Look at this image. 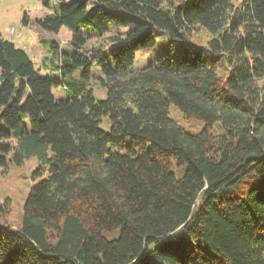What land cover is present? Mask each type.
Returning a JSON list of instances; mask_svg holds the SVG:
<instances>
[{
	"label": "trees",
	"instance_id": "1",
	"mask_svg": "<svg viewBox=\"0 0 264 264\" xmlns=\"http://www.w3.org/2000/svg\"><path fill=\"white\" fill-rule=\"evenodd\" d=\"M33 24L64 26L72 49L42 75L0 36V172L35 156L40 178L18 226L0 220V264H264V0H70ZM86 27L107 48L86 46ZM158 31L183 43L176 63L167 51L132 69ZM94 64L101 99L66 79Z\"/></svg>",
	"mask_w": 264,
	"mask_h": 264
},
{
	"label": "rangeland",
	"instance_id": "2",
	"mask_svg": "<svg viewBox=\"0 0 264 264\" xmlns=\"http://www.w3.org/2000/svg\"><path fill=\"white\" fill-rule=\"evenodd\" d=\"M69 2L70 0H50L49 6L45 7L41 0H0V36L12 41L15 46L24 49L30 56L34 68L40 74L49 72L45 69L42 63H46L48 67L53 62L54 65L59 64V52L69 51L72 49L71 33L64 26H62L57 33L39 31L33 24V20L43 17L46 14L57 11L58 4ZM165 2L169 0H164ZM176 1V0H173ZM237 4L241 0H232ZM82 32L88 35L86 46H93L101 44L104 48L107 43V33L99 36L91 28H81ZM194 40L202 43L206 40V36L202 32L194 35ZM155 44L148 48H142L135 52L132 69H138L147 64L150 60L158 55L170 51L173 64L176 63L180 54L182 42L177 41L171 46L167 34L163 31H158L154 34ZM58 45V49L54 44ZM107 59V49H105ZM51 68V67H50ZM50 71L49 73H52ZM52 74L57 75L56 71ZM82 70L78 69L66 76L67 80L82 84L86 88H91L96 98H103L105 96V88L100 84V68L98 65H92L87 79L82 77ZM264 89V79L260 82ZM52 96L55 100L66 99L69 94L64 86L53 87L51 89ZM168 115L173 118L184 130L188 132H197L203 127V122L199 119L185 118L180 110L174 105H169ZM22 122L28 126L26 116L22 117ZM101 127L108 129L109 122L107 117H103ZM216 130L219 129V123L214 124ZM13 139H6L4 143H13ZM37 165L35 156L26 158L20 165L9 163L5 171L0 172V202L5 198L9 199L8 212L6 216L0 220L17 227L22 213L23 199L29 187L35 184L40 178L32 177V170ZM171 170L176 176H179L183 167L173 164Z\"/></svg>",
	"mask_w": 264,
	"mask_h": 264
}]
</instances>
